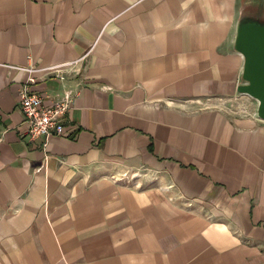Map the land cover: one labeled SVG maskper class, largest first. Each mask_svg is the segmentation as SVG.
I'll use <instances>...</instances> for the list:
<instances>
[{"label": "crops", "instance_id": "obj_1", "mask_svg": "<svg viewBox=\"0 0 264 264\" xmlns=\"http://www.w3.org/2000/svg\"><path fill=\"white\" fill-rule=\"evenodd\" d=\"M264 0H0V264H264V119L239 24ZM32 93L75 99L21 137Z\"/></svg>", "mask_w": 264, "mask_h": 264}, {"label": "built area", "instance_id": "obj_2", "mask_svg": "<svg viewBox=\"0 0 264 264\" xmlns=\"http://www.w3.org/2000/svg\"><path fill=\"white\" fill-rule=\"evenodd\" d=\"M85 56L73 59L72 61L58 63L43 68H36L34 66L21 67L18 65L10 66L11 69L24 70L30 72L28 78L19 91L21 111L24 114V119L20 125L21 137L27 136L29 139H34L39 136H45L47 145V138L49 136H59L63 133L65 126L64 121L68 110L71 108L75 99V93L66 91L58 99L51 100L49 103L45 101L40 95L32 93L29 88V82L33 80L32 73L35 71L43 72L50 71L56 78L64 80L66 69L73 70L85 61Z\"/></svg>", "mask_w": 264, "mask_h": 264}, {"label": "water", "instance_id": "obj_3", "mask_svg": "<svg viewBox=\"0 0 264 264\" xmlns=\"http://www.w3.org/2000/svg\"><path fill=\"white\" fill-rule=\"evenodd\" d=\"M236 49L244 56L242 78L245 83L239 91L258 100V117L264 119V22L246 18L237 31Z\"/></svg>", "mask_w": 264, "mask_h": 264}, {"label": "rangeland", "instance_id": "obj_4", "mask_svg": "<svg viewBox=\"0 0 264 264\" xmlns=\"http://www.w3.org/2000/svg\"><path fill=\"white\" fill-rule=\"evenodd\" d=\"M260 1V0H259Z\"/></svg>", "mask_w": 264, "mask_h": 264}]
</instances>
